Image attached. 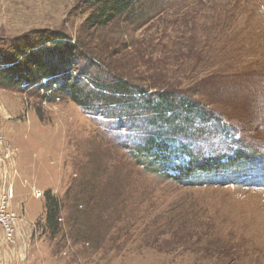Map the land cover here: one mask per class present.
<instances>
[{
    "label": "rangeland",
    "instance_id": "rangeland-1",
    "mask_svg": "<svg viewBox=\"0 0 264 264\" xmlns=\"http://www.w3.org/2000/svg\"><path fill=\"white\" fill-rule=\"evenodd\" d=\"M80 1L0 0V40L43 29L74 38L83 18L69 13ZM175 10L139 30L128 26L125 39L147 48L144 72L159 69L229 123L227 138L190 143L193 151L229 154L238 144L264 155V0H180ZM41 94L0 87V196L13 185L17 217L13 244L0 228L4 264H264V187L162 178L135 164L82 108ZM90 176L109 205L95 230L84 204L77 213L66 202ZM33 189L61 200L56 234L45 229V200Z\"/></svg>",
    "mask_w": 264,
    "mask_h": 264
},
{
    "label": "trees",
    "instance_id": "trees-1",
    "mask_svg": "<svg viewBox=\"0 0 264 264\" xmlns=\"http://www.w3.org/2000/svg\"><path fill=\"white\" fill-rule=\"evenodd\" d=\"M179 1L81 0L69 13L72 17L79 11L83 18L74 38L43 29L0 40V87L51 90L41 97L47 102L59 97L79 106L135 164L175 183L264 187V155L254 148L231 144V155L192 150L190 143L208 146L220 133L227 138L229 123L201 101L182 95L159 69L144 72L147 48L125 39L129 25L139 30L171 9L176 14ZM92 176L82 178L73 193H67L66 202L77 213L84 204L86 226L95 230L94 222L105 220L109 205L94 191ZM43 198L44 227L56 234L62 202L50 190Z\"/></svg>",
    "mask_w": 264,
    "mask_h": 264
},
{
    "label": "built area",
    "instance_id": "built-area-1",
    "mask_svg": "<svg viewBox=\"0 0 264 264\" xmlns=\"http://www.w3.org/2000/svg\"><path fill=\"white\" fill-rule=\"evenodd\" d=\"M42 84H45V81H42ZM52 87L53 89L55 88L54 85ZM39 92L48 96L51 93V90L45 91L44 88H40ZM55 99L59 100V97ZM2 124L3 122L0 120V129L2 128ZM4 143V137L0 134V146H2ZM32 193L36 198H41L43 196L41 192L35 191V189L32 190ZM13 197L14 189L13 185L10 184L6 189L3 190L0 196V228L2 230L4 240L9 244L14 243L16 231L15 222L17 220L15 213L10 209V202ZM58 221L61 222V218H59Z\"/></svg>",
    "mask_w": 264,
    "mask_h": 264
},
{
    "label": "crops",
    "instance_id": "crops-1",
    "mask_svg": "<svg viewBox=\"0 0 264 264\" xmlns=\"http://www.w3.org/2000/svg\"><path fill=\"white\" fill-rule=\"evenodd\" d=\"M16 209H17V208H16ZM20 215H21V213H20ZM23 215H24V214H23ZM24 216H25V215H24ZM29 220H32V219H29ZM29 220L27 221V223L30 222ZM20 231H22V229H21ZM0 237H1V234H0ZM0 242H1V241H0ZM2 242H3V241H2ZM2 242H1V243H2ZM0 254H1V252H0ZM7 255H8V254H4V255H2V257L0 256V264H4L5 261H2L1 258H2V259H3V258L6 259V256H7Z\"/></svg>",
    "mask_w": 264,
    "mask_h": 264
}]
</instances>
